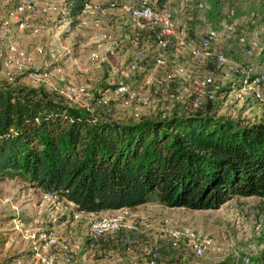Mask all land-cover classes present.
<instances>
[{
	"label": "rangeland",
	"instance_id": "rangeland-1",
	"mask_svg": "<svg viewBox=\"0 0 264 264\" xmlns=\"http://www.w3.org/2000/svg\"><path fill=\"white\" fill-rule=\"evenodd\" d=\"M137 1L120 0L113 9L134 5ZM94 2L103 6L100 0ZM9 3L12 4L11 1ZM151 3H154L158 9L162 7L169 10L177 29L180 31L183 29L188 36L190 35L188 29L194 26L197 29L202 28L201 30L205 32L209 29L217 31L218 36L212 43L211 50L214 54H225L228 64L219 65L215 58L203 59L212 60L208 66L206 65L210 71L206 75L223 87L231 84V89L218 92L214 103L206 102L201 109H198L192 106L190 101L170 97L169 94L174 93L178 84L177 87L172 88L174 91H169L170 79L173 77L168 78L169 76L162 71L158 72L160 66L155 65L153 68L152 65L150 73L147 74L149 70H144L140 62L147 60L148 55L154 52L152 46L155 41L150 37L151 33L146 27L134 25L129 14L128 18H124L118 25L127 26L130 32H134L135 28H141L139 32L141 40H135L131 45L132 49H127L128 53H134L136 58L123 71L125 74L135 73L136 78L140 77L133 85L119 79L120 68L114 63L112 67L103 66L104 54L100 48L107 43L105 49H109L108 47L113 45L115 36L113 33H120V28L111 32L102 26L101 21L107 14L94 12L84 16V24L81 20L75 24L71 22L72 18L67 13L63 0H48L47 4L50 7L48 12L33 11L23 14L28 27L23 33H17L16 41L18 44L20 37L30 41V50L35 54L26 52L33 67L50 69L54 65H59L63 69L62 77L65 81L83 83L86 86V93L79 95L74 101H69L71 104L79 107L88 105L92 112L109 119L137 120L141 117L169 114L173 110L179 111L183 108L211 110L218 115L249 121L264 116V90L261 100L252 99L248 89H242L238 75L229 72L228 68L229 65L240 63L251 65L264 73V0H151ZM17 4L18 2H15L10 10H14ZM123 10L127 12L124 8ZM87 17H93L92 21L95 25L84 29L87 25ZM37 20L42 24L40 29L32 26V22ZM124 22H127L126 25ZM227 24L234 25L233 32L228 34L224 32ZM9 25L14 28L13 19ZM95 35H102L104 39L96 42L93 40ZM242 36L247 38L249 47L254 43L252 55L245 54L247 42L240 41ZM36 46H42L41 53L35 51ZM168 49L176 54L172 57L174 62L169 60L174 67L175 64L182 63L189 69L194 68L192 66L194 61L189 59L190 56L186 51L174 47L172 42L162 50L167 60L164 66L168 63L164 52ZM91 53H96L97 56L90 64V69L87 72L77 71L75 62L89 63L87 59ZM39 56L44 62L39 61ZM49 61H52L50 65ZM45 62L48 64H43ZM132 64H135V68H131ZM144 75L145 83L152 84L157 91L145 87L141 81ZM162 75L168 78V88H160L154 82L156 77ZM61 83L58 76H50L45 81H35L26 71L17 73L12 80H8L3 74L0 76V89L9 88L28 92L41 88L48 95L66 101L67 98L59 93ZM119 83L129 86L137 98L129 99L126 94H118L110 87ZM97 95H100L105 102L98 103V98L95 104L93 100L98 97ZM139 99L148 102L142 104ZM110 214L97 216L89 214V216L81 213L77 218L73 217L72 207L67 201L46 196L43 191L25 183L18 175L7 176L0 179V241L3 240V245L0 243V261L10 257L12 264H38L34 251L44 250L42 247L44 235L48 232H52L59 241V244L47 249V252L54 256L56 264L66 263L64 254L66 251L71 258L70 264H145L143 253L145 246H151L159 252L161 264H228L240 260L243 255L250 252L251 245H256L260 251L264 249V198L257 196H233L216 209L201 210L168 207L151 200L130 211V220L137 224V230H122L117 238L92 237L88 230L91 219ZM162 224L190 225L199 232L208 234L213 239V245L199 258L193 257L186 246L173 249L166 238L157 231ZM62 243L68 245V250L63 251ZM100 244L105 245V248L102 246L101 249ZM137 253L140 257L130 260L129 256L136 257ZM257 255L252 256V264H257L255 260ZM175 256L178 258L173 259Z\"/></svg>",
	"mask_w": 264,
	"mask_h": 264
},
{
	"label": "trees",
	"instance_id": "trees-1",
	"mask_svg": "<svg viewBox=\"0 0 264 264\" xmlns=\"http://www.w3.org/2000/svg\"><path fill=\"white\" fill-rule=\"evenodd\" d=\"M90 1L63 0L72 23ZM182 101L192 105L191 96ZM198 109L117 120L41 88L0 89V179L18 175L86 214L134 210L151 200L201 210L233 196L264 198V116L249 121ZM122 230L102 236L117 238ZM255 260L264 264V249ZM0 264H12L10 257Z\"/></svg>",
	"mask_w": 264,
	"mask_h": 264
},
{
	"label": "built area",
	"instance_id": "built-area-1",
	"mask_svg": "<svg viewBox=\"0 0 264 264\" xmlns=\"http://www.w3.org/2000/svg\"><path fill=\"white\" fill-rule=\"evenodd\" d=\"M120 0L107 1L106 5H99L93 1L88 2L79 16V21L84 24V16L98 12L102 15L107 14L112 10L116 3ZM48 0H18L17 6L14 10H10L8 17L3 19L0 24V72L8 80H12L13 76L20 72H27L35 81H45L50 76H58L61 80L59 93L63 94L68 101H74L79 95L86 93V86L83 83H71L64 80L62 77L63 69L59 65H54L50 69L42 67H33L25 49H21L16 41L17 33H23L27 29L28 24L23 16L26 12L39 11L46 13L49 11ZM130 15L134 25L146 27L155 33L156 45L159 50L155 55V65L163 67L167 60L164 58L162 50L166 49L172 41L175 47L186 51L190 57L194 59L203 60L206 58H215L219 65H227L228 59L223 53L214 54L211 50L212 43L217 39V31L214 29L207 30L200 38H195L191 35L185 34L182 30L177 29L173 20L172 13L167 9H158L151 0H138L137 3L130 6L123 7ZM13 19L14 28L9 27V22ZM234 30L233 24L225 25L224 32L231 33ZM104 39L102 35H95L93 40L100 42ZM242 43L248 44L245 36L240 37ZM254 42V41H253ZM245 45V54L252 55L254 43ZM42 46H36L35 51L41 53ZM96 53H91L87 59L89 63L83 64L75 62V69L79 72H87L90 69V64L96 59ZM174 77L179 82L176 93H170L172 98L183 99L187 96L192 97V105L200 107L206 102L215 100L217 93L220 91L222 85L215 83L210 76H200L195 74L191 69L182 63L175 64ZM135 68V64L131 65ZM229 72L238 75L239 82L242 83V89H248L249 96L254 100H261L263 98L264 90V73L252 67L251 65L234 64L229 65ZM169 78V77H168ZM167 76H159L154 80L155 84L160 88H168ZM168 85V86H167ZM234 85V84H233ZM115 91L118 94H126L129 99L137 98L136 94L131 91L126 84L119 83ZM136 96V97H135ZM142 104H146L147 100H141ZM98 103L105 102L101 97L97 100ZM88 108V105H83ZM48 197L56 198L48 193H44ZM73 210V217H78L82 213L77 210V204L67 201ZM130 209L121 208L115 210L110 215L93 218L89 222L88 230L92 237L108 235L115 236L120 230L135 231L138 229L137 224L130 220ZM158 233L165 237L172 248H177L182 242L188 248L191 254L196 257H202L208 249L213 245V239L205 233L199 232L190 225L183 224L179 226H172L162 224L157 228ZM44 243L42 245L43 251H34L38 264H56L53 255L47 252L51 247L59 244L58 239L52 232L44 235ZM63 251L68 250V245L62 243ZM250 252L241 257L243 264H250L252 256L257 255L260 249L256 245L250 246ZM65 254V264H70L71 258ZM145 264H160L159 252L151 247L145 246L144 250Z\"/></svg>",
	"mask_w": 264,
	"mask_h": 264
},
{
	"label": "crops",
	"instance_id": "crops-1",
	"mask_svg": "<svg viewBox=\"0 0 264 264\" xmlns=\"http://www.w3.org/2000/svg\"><path fill=\"white\" fill-rule=\"evenodd\" d=\"M10 1L12 2V4L9 3ZM94 1H97V0H93V2ZM100 1H101L100 3L102 5H104V3L107 2V1H103V0H100ZM15 2L17 3L18 0H0V24H1V21L3 19H6L8 17V13L10 11V8L14 6ZM126 17L128 18V13L125 12L122 7H117L115 9H113V10H109V12L107 13V15L103 17L101 23H102V26L105 29H107L109 31H111V30L117 31L116 28H118V29L120 28L119 29L120 30L119 31L120 33H118V34H115L116 32L113 33L115 35L114 36V40H113V45H110V47H108L109 49H105L107 47V46H105V45H107V43L104 45L103 48H100V49H101L102 53L104 54V57H103L104 59L102 60L103 61V66H105V67H107V66L112 67V65L114 63L115 66H118V68H120L119 69L120 70L119 71L120 73L118 74L119 79L122 80V81H125L126 83H130V84L133 85L135 82H138L139 81L140 77L136 78L135 73H128L127 72V74H125L123 71L126 69L127 65L130 62H132V61L134 62V60L136 58L134 56V53H131V52L128 53L127 49H132L131 45H132V43L135 40H141L140 37H139L140 36V33L139 32H140L141 28L140 29H136L135 28V29H133L134 32H130L128 30V27L127 26L122 27L121 25H118V23L119 24L122 23L123 22V19L126 18ZM87 18H88L87 19V25H86V27L84 29H89L91 27H94L92 25H95V23L92 21L93 17H87ZM127 22H128V20H127ZM127 22H124V24L126 25ZM39 23H40V21H38V20L37 21H34V22H32V26L34 28L39 27V29H40L42 27V24H39ZM201 29L202 28L197 29V27H195V26L193 28L190 27V29H188V34H190L191 36H193V37H195V38L198 39L205 32V30H201ZM182 31H183V29H182ZM29 42L30 41H28L26 38H22L21 39V37H20V39L18 40V45L21 48H24L28 53H30V54L32 53L33 54L34 51L33 50L32 51L30 50ZM52 42L54 43V40ZM153 43H155V44H153L154 46H152L153 47L152 49H153V51L155 53L152 52L151 55H148V59L147 60H144L142 63L140 62V66H143L144 67L143 68L144 70L145 69L147 71L149 70L147 72V74L150 73V71L152 69V65H153V68H155L154 55L157 53V50H159L158 47H157V45H156V42H153ZM103 50H105V51H103ZM164 55H166V57L168 59V63H169V60L170 59H171L170 60L171 62L172 61L174 62V60H173L172 57L174 55H176V54H174L173 52H170V49H168L167 51H165L164 52ZM189 59L193 60L194 63L195 62H197V63L199 62L197 65H195L194 63L192 65L194 68L191 69V70L195 74H198V75H206L208 72H210L209 69L206 68V65L208 66L209 65L208 63L212 62V60H203V61L197 60L196 61L195 59H192L191 57H189ZM36 60L38 61V57L36 58ZM39 61L41 63L44 62V60L42 59V57H40ZM66 62L67 61L65 60V63ZM48 63L50 65L52 63V61H49ZM48 63L45 62L43 64H48ZM168 63H167L166 66L158 68L157 71L158 72L162 71L165 75H168L169 78L170 77H173V78L170 79V87L171 88H175V86H176V78L174 77V74H175L174 68L175 67H174V65H172L170 63L168 64ZM202 65H205V66H202ZM122 73H124V74L121 75ZM0 74H1V72H0ZM18 74H20V73H18ZM0 76H2V74ZM144 78H145V75L143 76V78L141 79V81H142V83L145 84V87H147L150 90L157 91L156 88L152 84L147 85L148 82L145 83V79ZM143 79H144V81H143ZM149 86H151V87H149ZM112 212H114V210L102 211V212H98V213H88V215L91 214V216H97V215L107 214V213H112ZM102 246L103 245L100 244V248L101 249L105 248V245L103 246V248H102ZM137 254H138V256H136V257L135 256L134 257L133 256H129L130 257V260L133 261V260H135V258H139L140 255H139V253H137ZM174 258H178V257L175 256V257H173V259Z\"/></svg>",
	"mask_w": 264,
	"mask_h": 264
}]
</instances>
